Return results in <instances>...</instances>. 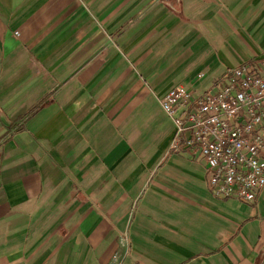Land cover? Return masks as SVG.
Segmentation results:
<instances>
[{"label": "crops", "instance_id": "obj_1", "mask_svg": "<svg viewBox=\"0 0 264 264\" xmlns=\"http://www.w3.org/2000/svg\"><path fill=\"white\" fill-rule=\"evenodd\" d=\"M262 58L264 0H0V264H258L159 100Z\"/></svg>", "mask_w": 264, "mask_h": 264}, {"label": "built area", "instance_id": "obj_2", "mask_svg": "<svg viewBox=\"0 0 264 264\" xmlns=\"http://www.w3.org/2000/svg\"><path fill=\"white\" fill-rule=\"evenodd\" d=\"M222 79L212 92L176 86L159 102L175 125L173 149L182 142L205 160L212 193L257 203L264 192V58L229 68ZM119 241L123 248L131 242L127 233Z\"/></svg>", "mask_w": 264, "mask_h": 264}, {"label": "rangeland", "instance_id": "obj_3", "mask_svg": "<svg viewBox=\"0 0 264 264\" xmlns=\"http://www.w3.org/2000/svg\"><path fill=\"white\" fill-rule=\"evenodd\" d=\"M259 264H264V255L262 256Z\"/></svg>", "mask_w": 264, "mask_h": 264}, {"label": "trees", "instance_id": "obj_4", "mask_svg": "<svg viewBox=\"0 0 264 264\" xmlns=\"http://www.w3.org/2000/svg\"><path fill=\"white\" fill-rule=\"evenodd\" d=\"M259 263H260V262H259ZM259 263H258V264H259Z\"/></svg>", "mask_w": 264, "mask_h": 264}]
</instances>
